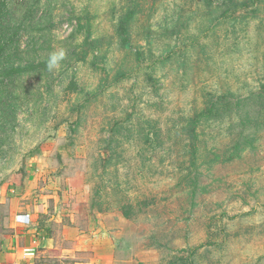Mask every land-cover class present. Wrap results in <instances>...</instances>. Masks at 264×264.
I'll use <instances>...</instances> for the list:
<instances>
[{"label":"rangeland","instance_id":"obj_1","mask_svg":"<svg viewBox=\"0 0 264 264\" xmlns=\"http://www.w3.org/2000/svg\"><path fill=\"white\" fill-rule=\"evenodd\" d=\"M17 251L264 264V0H0V263Z\"/></svg>","mask_w":264,"mask_h":264},{"label":"clouds","instance_id":"obj_2","mask_svg":"<svg viewBox=\"0 0 264 264\" xmlns=\"http://www.w3.org/2000/svg\"><path fill=\"white\" fill-rule=\"evenodd\" d=\"M65 51L59 50L58 52H53L50 54L48 59V69L52 70L53 68H57L59 65V62L65 58Z\"/></svg>","mask_w":264,"mask_h":264},{"label":"crops","instance_id":"obj_3","mask_svg":"<svg viewBox=\"0 0 264 264\" xmlns=\"http://www.w3.org/2000/svg\"><path fill=\"white\" fill-rule=\"evenodd\" d=\"M29 215V214H28ZM29 219H30V216H29ZM30 221V220H29ZM17 222H19L20 224H25V222L21 221V220H17ZM28 248V247H26ZM25 249V248H24ZM14 254V255H12ZM17 254H18V251L15 252V253H7L4 255V260H1V263L0 264H9L10 261H13L14 259L17 258ZM15 261V260H14ZM14 263V262H13ZM14 264H17V263H14Z\"/></svg>","mask_w":264,"mask_h":264},{"label":"built area","instance_id":"obj_4","mask_svg":"<svg viewBox=\"0 0 264 264\" xmlns=\"http://www.w3.org/2000/svg\"><path fill=\"white\" fill-rule=\"evenodd\" d=\"M17 220H21V221H23V222H25V223H28L30 219H29V215L26 214V215H19V216L17 217ZM25 252H26L25 255H33V250H32V248H25Z\"/></svg>","mask_w":264,"mask_h":264},{"label":"trees","instance_id":"obj_5","mask_svg":"<svg viewBox=\"0 0 264 264\" xmlns=\"http://www.w3.org/2000/svg\"><path fill=\"white\" fill-rule=\"evenodd\" d=\"M37 232H38L39 235L41 234L39 229L37 230ZM41 235H42V234H41Z\"/></svg>","mask_w":264,"mask_h":264}]
</instances>
